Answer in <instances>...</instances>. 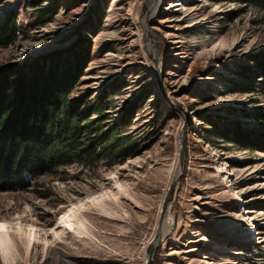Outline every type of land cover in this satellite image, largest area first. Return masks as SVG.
I'll list each match as a JSON object with an SVG mask.
<instances>
[{
    "label": "rangeland",
    "instance_id": "1",
    "mask_svg": "<svg viewBox=\"0 0 264 264\" xmlns=\"http://www.w3.org/2000/svg\"><path fill=\"white\" fill-rule=\"evenodd\" d=\"M48 6L57 13L40 25ZM10 11L18 38L0 47V66L80 49L87 63L72 96L95 100L116 83L108 121L133 107L125 134L139 145L110 166L69 165L0 191L14 254L0 264H146L155 239L151 264H264L263 8L0 0V23ZM69 209L86 232L53 235Z\"/></svg>",
    "mask_w": 264,
    "mask_h": 264
},
{
    "label": "trees",
    "instance_id": "2",
    "mask_svg": "<svg viewBox=\"0 0 264 264\" xmlns=\"http://www.w3.org/2000/svg\"><path fill=\"white\" fill-rule=\"evenodd\" d=\"M242 1L264 9V0ZM56 13L52 6L40 7L37 21L45 25ZM17 15L10 11L0 23V47L17 40ZM59 55L0 66V191L27 190L35 179L69 165L110 166L139 145L125 134L133 107L108 121L116 83L95 100L73 97L87 60L80 49Z\"/></svg>",
    "mask_w": 264,
    "mask_h": 264
},
{
    "label": "bare ground",
    "instance_id": "3",
    "mask_svg": "<svg viewBox=\"0 0 264 264\" xmlns=\"http://www.w3.org/2000/svg\"><path fill=\"white\" fill-rule=\"evenodd\" d=\"M95 198L97 199V197ZM62 216L65 217L64 222L60 223V219L58 221V225H60L61 230L55 231L56 230L55 229L53 231V235L60 236V233H62V231L65 228H72L82 234L86 232L87 230L86 220L82 217H79V215L75 213L73 209H69L68 211H65V213ZM0 224H3L5 226L4 230L0 231V241H2L0 242V253L2 257L4 258V260L8 262L10 258L14 256L13 242H12V238L9 232L10 227L6 220H0ZM69 225H71V227H69ZM32 242H33V238L29 237L27 244H26L27 248H29L32 245Z\"/></svg>",
    "mask_w": 264,
    "mask_h": 264
},
{
    "label": "water",
    "instance_id": "4",
    "mask_svg": "<svg viewBox=\"0 0 264 264\" xmlns=\"http://www.w3.org/2000/svg\"><path fill=\"white\" fill-rule=\"evenodd\" d=\"M174 187V184L172 185V188ZM172 190V189H171ZM170 190V191H171ZM169 193H171V192H169ZM170 195V194H169ZM169 197L170 196H168V198H167V202L166 203H168V199H169ZM167 206H166V204H165V207H164V210H165V208H166ZM157 242H158V240H154V243H153V245H152V247H151V251H150V254H149V257H148V260H147V262H146V264H151V262H152V260H153V256H154V252H155V249H156V245H157Z\"/></svg>",
    "mask_w": 264,
    "mask_h": 264
},
{
    "label": "snow or ice",
    "instance_id": "5",
    "mask_svg": "<svg viewBox=\"0 0 264 264\" xmlns=\"http://www.w3.org/2000/svg\"><path fill=\"white\" fill-rule=\"evenodd\" d=\"M113 178H114V177H113ZM118 187H119V185H118ZM93 199H95V198H93ZM64 220H65V217H64V216H61V217H60V223H63ZM69 227H71V225H69ZM4 228H5V226H4L3 224H0V231H3ZM0 242H2V241H0Z\"/></svg>",
    "mask_w": 264,
    "mask_h": 264
}]
</instances>
